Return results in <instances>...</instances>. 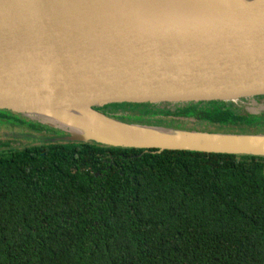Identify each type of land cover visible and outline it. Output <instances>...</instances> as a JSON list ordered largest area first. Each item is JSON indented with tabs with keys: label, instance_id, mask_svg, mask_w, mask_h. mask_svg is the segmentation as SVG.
<instances>
[{
	"label": "trees",
	"instance_id": "1",
	"mask_svg": "<svg viewBox=\"0 0 264 264\" xmlns=\"http://www.w3.org/2000/svg\"><path fill=\"white\" fill-rule=\"evenodd\" d=\"M112 106L127 123L264 133L248 104ZM2 139L0 264H264V158Z\"/></svg>",
	"mask_w": 264,
	"mask_h": 264
},
{
	"label": "water",
	"instance_id": "2",
	"mask_svg": "<svg viewBox=\"0 0 264 264\" xmlns=\"http://www.w3.org/2000/svg\"><path fill=\"white\" fill-rule=\"evenodd\" d=\"M110 1L0 0V111L59 131L51 142L264 158V133L148 126L94 109L264 96V0Z\"/></svg>",
	"mask_w": 264,
	"mask_h": 264
},
{
	"label": "rangeland",
	"instance_id": "3",
	"mask_svg": "<svg viewBox=\"0 0 264 264\" xmlns=\"http://www.w3.org/2000/svg\"><path fill=\"white\" fill-rule=\"evenodd\" d=\"M253 102V101H252ZM250 102L249 106H245L247 110L253 112L256 111V109L258 110L261 107H264V101L261 102H255L252 103ZM20 117V116H19ZM23 118V117H20ZM6 120L0 118V134L1 137H5L6 140H12L14 142L10 143L11 147L17 148L20 145H27V144H34V143H38V142H44L46 140L52 139V136H46L44 133H40V131L38 130V132L34 133L33 129L30 128V125H36V126H41L40 124H36V122H32L28 119H26L27 121H29L28 123H26L25 121L21 122L24 124H20L21 128L20 131L14 132V133H10L8 132L7 134L4 135V133H6L8 130L12 129V130H19L17 123L19 122L17 115H9L7 116V118H5ZM25 119V118H24ZM44 127V126H42ZM42 134V135H41ZM6 146V145H5Z\"/></svg>",
	"mask_w": 264,
	"mask_h": 264
},
{
	"label": "bare ground",
	"instance_id": "4",
	"mask_svg": "<svg viewBox=\"0 0 264 264\" xmlns=\"http://www.w3.org/2000/svg\"><path fill=\"white\" fill-rule=\"evenodd\" d=\"M220 1L222 4H226V3H230L232 1H237V0H220ZM156 2H155V0H124V1H121V3L123 5L124 4L128 5V4L137 3V5H140V6H150L151 9H153L155 7L154 5H156V6L163 5L162 2L158 1L157 4H156ZM108 4L119 5V1L118 0H111ZM160 8H162V7H160ZM38 118L42 119V120H46V121H51L55 118V116L52 114V115L41 116ZM56 118L62 123L67 122L69 124H73L71 127L75 128L77 130L95 131L90 126H88V124L86 123V121L83 118H80V117L79 118H69L68 117L71 120V122H70L65 118V115L62 113L56 114ZM148 132L154 133V131H148Z\"/></svg>",
	"mask_w": 264,
	"mask_h": 264
},
{
	"label": "flooded vegetation",
	"instance_id": "5",
	"mask_svg": "<svg viewBox=\"0 0 264 264\" xmlns=\"http://www.w3.org/2000/svg\"><path fill=\"white\" fill-rule=\"evenodd\" d=\"M252 101L253 102L254 101L255 102L264 101V96H255L254 98H251V99H242V100H240L238 102H235V104L237 105L238 103H241V104L250 105V102H252ZM112 105H117V104L106 105L104 107H96L95 110H97V111H99V112H101V113H103L105 115H112L113 113H121V109H120L121 107L120 108H116V107H114ZM4 120H6V119H4ZM18 120H19V122L17 123V125H18L19 130L10 129L7 132L14 133V132L20 131V128H21L20 124H22L21 122H23V120H21V119H18ZM26 123H28V122H26ZM46 129L47 128L40 130V133H42V134L44 133L46 136H52L53 138L62 136V135H54V134H52V132L51 133H47L48 131ZM33 132H34V130H33ZM34 133H36V132H34ZM4 134H7V133H4ZM0 140H1V137H0ZM2 141H7V140L2 139Z\"/></svg>",
	"mask_w": 264,
	"mask_h": 264
}]
</instances>
